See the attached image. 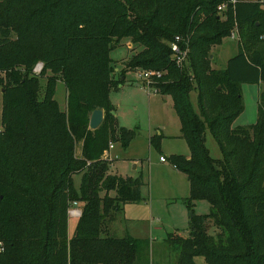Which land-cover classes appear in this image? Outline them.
<instances>
[{
  "label": "trees",
  "instance_id": "trees-1",
  "mask_svg": "<svg viewBox=\"0 0 264 264\" xmlns=\"http://www.w3.org/2000/svg\"><path fill=\"white\" fill-rule=\"evenodd\" d=\"M227 2L0 1V264H148V239L105 232L127 204L144 200L142 177L111 174L106 156L111 142L127 149L135 138L119 126L111 99L134 70L162 74L150 87L172 98L190 150L189 158L169 159L188 178V206L206 201L211 208L192 215L188 237L165 240L178 264H197V257L205 264H264V90L257 122L234 126L244 112L241 85L264 83V8L238 0L221 15ZM236 27L238 53L225 69H213L211 48ZM176 37L189 48L182 67L173 60ZM123 40L142 49L116 77L111 52ZM59 81L65 109L56 99ZM96 109L104 120L93 131ZM208 131L221 159L211 157ZM75 175H82L78 188ZM74 202L82 215L70 236Z\"/></svg>",
  "mask_w": 264,
  "mask_h": 264
},
{
  "label": "rangeland",
  "instance_id": "rangeland-1",
  "mask_svg": "<svg viewBox=\"0 0 264 264\" xmlns=\"http://www.w3.org/2000/svg\"><path fill=\"white\" fill-rule=\"evenodd\" d=\"M261 3L264 8V0ZM238 48L239 43L230 38H225L221 45L212 47L211 54L215 56L212 68L224 69ZM141 49L130 40H123L112 50L111 58L116 68V77L125 69L129 59ZM139 76L140 70L128 71L125 87L111 94L113 103L118 107L119 126L134 131L135 138L127 149H124L121 143L111 142L110 145L113 144L114 148L110 149L109 145L107 153L110 156L111 174L142 177L144 200L140 204H127L117 213L114 221L105 225V232L108 230L116 237H124L129 233L136 239H148L150 246L142 252L148 264H178V252L172 250L165 240L173 233L188 237L192 215H207L211 208L206 201H197L192 208L188 206L187 198L190 196L188 178L185 173L176 169L169 159L173 155H185L189 152L185 140L176 138L181 136V124L174 110L173 100L169 96L159 95L154 90L144 87ZM45 83L43 80L42 84ZM262 90L264 83L241 85L244 112L235 121V127L250 126L257 122ZM66 98L65 85L59 81L56 99L62 109L66 107ZM196 98L197 94L193 93L194 105L197 104ZM1 117L0 87V126ZM206 137L211 157L221 159L222 154L215 138L209 131ZM157 139L158 147L152 144V140ZM77 153H81V146L78 147ZM161 156L165 157L167 162H161ZM81 177L82 175L74 176L77 188L80 186ZM78 207L81 209V204ZM76 224L77 219L69 220L70 236L73 235ZM209 232L216 235L218 230L211 226ZM195 262L205 264L203 257L195 258Z\"/></svg>",
  "mask_w": 264,
  "mask_h": 264
},
{
  "label": "built area",
  "instance_id": "built-area-1",
  "mask_svg": "<svg viewBox=\"0 0 264 264\" xmlns=\"http://www.w3.org/2000/svg\"><path fill=\"white\" fill-rule=\"evenodd\" d=\"M262 0H260L261 2ZM238 0H228L226 4L221 5L218 8V11L221 15H223V12H226L229 8L228 5L230 6H235L237 4ZM230 39L236 40L237 42L240 41V36H239V31L238 28L236 27L235 29L232 30L230 34ZM181 38L176 37L175 41L171 44V49H172V54H173V60L175 61L176 65L178 67H182L183 64L187 61L188 59V53H189V48L188 45L186 46L185 49H181L180 46ZM43 66L41 64H38L34 68V73L35 74H40L42 71ZM162 74L160 72H152V71H146V70H140V80L143 82L142 85L144 87H148V89L154 90L155 93H157V89L151 88L150 85L154 81L155 78L159 79L161 78ZM114 148V145H110V149ZM162 162H166L165 157H161ZM79 203L74 202L72 206L70 207L69 210V216L70 218L78 219L82 215V210L78 207ZM1 244V243H0ZM2 247V244L0 246V249Z\"/></svg>",
  "mask_w": 264,
  "mask_h": 264
},
{
  "label": "water",
  "instance_id": "water-1",
  "mask_svg": "<svg viewBox=\"0 0 264 264\" xmlns=\"http://www.w3.org/2000/svg\"><path fill=\"white\" fill-rule=\"evenodd\" d=\"M211 59L213 60V55L211 56ZM103 120H104V112L100 109L94 110L90 117L89 129L93 131L98 129L102 124Z\"/></svg>",
  "mask_w": 264,
  "mask_h": 264
},
{
  "label": "crops",
  "instance_id": "crops-1",
  "mask_svg": "<svg viewBox=\"0 0 264 264\" xmlns=\"http://www.w3.org/2000/svg\"><path fill=\"white\" fill-rule=\"evenodd\" d=\"M245 1H246V0H245ZM247 1H253V0H247ZM231 40H232V39H231ZM235 41H236V40H235ZM128 45L131 47V44H130V43H129ZM129 46H128V47H129ZM261 47H262V51H263V55H264V44H263ZM237 53H238V51H237ZM237 53H235V55H236ZM235 55H234V56H235ZM232 57H233V56H232ZM232 57H231V58H232ZM231 58H230V59H231ZM214 61H215V56L213 55V60H212V62H214ZM225 68H226V67H225ZM225 68H224V69H225ZM221 70H222V69H221ZM260 85H261V84H260ZM262 85H263V84H262ZM124 87H125V84H124L123 86H120V90H121L122 88H124ZM261 88H262V87H261ZM262 89H263V88H262ZM262 91H263V90H262ZM159 95H160V94H159ZM169 97H170V96H169ZM111 99H112V95H111ZM196 100H197V98H196ZM192 101H193V100H192ZM112 102H113V101H112ZM193 103H194V102H193ZM113 104H114V103H113ZM114 106H115V104H114ZM115 107H116V106H115ZM117 108H118V107H116V116H117V114H118V109H117ZM0 128H1V126H0ZM180 130H181V128H180ZM176 138H177V139H182L181 136H177ZM106 156H107V157L109 158V160H110L109 153H107ZM184 156H186V157L189 158V157H190V150H189V152H188L187 154H185ZM161 157H163V156H161ZM166 160H167V159H166ZM160 161H161V158H160ZM161 162H162V161H161ZM166 162H167V161H166ZM163 163H165V162H163ZM126 206H127V205H126ZM126 206H125V207H126ZM125 207H124V208H125ZM70 219H71V218H70ZM128 234H129V233H128ZM129 235L133 237V235H131V234H129Z\"/></svg>",
  "mask_w": 264,
  "mask_h": 264
}]
</instances>
